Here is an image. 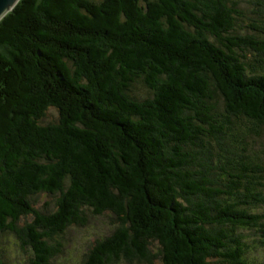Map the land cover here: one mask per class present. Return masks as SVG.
<instances>
[{
	"label": "trees",
	"instance_id": "trees-1",
	"mask_svg": "<svg viewBox=\"0 0 264 264\" xmlns=\"http://www.w3.org/2000/svg\"><path fill=\"white\" fill-rule=\"evenodd\" d=\"M93 217L83 264H264V0L0 20V264H52Z\"/></svg>",
	"mask_w": 264,
	"mask_h": 264
},
{
	"label": "rangeland",
	"instance_id": "rangeland-1",
	"mask_svg": "<svg viewBox=\"0 0 264 264\" xmlns=\"http://www.w3.org/2000/svg\"><path fill=\"white\" fill-rule=\"evenodd\" d=\"M92 223L81 229L69 230L62 240V254L52 260V264H83L90 243L97 237L106 234L108 225L102 218H92ZM8 249L13 262L20 261L14 255L13 248Z\"/></svg>",
	"mask_w": 264,
	"mask_h": 264
},
{
	"label": "water",
	"instance_id": "water-1",
	"mask_svg": "<svg viewBox=\"0 0 264 264\" xmlns=\"http://www.w3.org/2000/svg\"><path fill=\"white\" fill-rule=\"evenodd\" d=\"M19 0H0V20L10 12Z\"/></svg>",
	"mask_w": 264,
	"mask_h": 264
}]
</instances>
